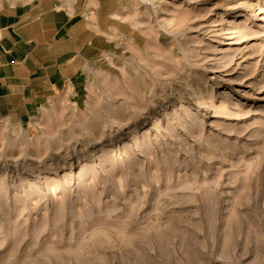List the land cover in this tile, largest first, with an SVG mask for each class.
Instances as JSON below:
<instances>
[{
    "label": "rangeland",
    "instance_id": "rangeland-1",
    "mask_svg": "<svg viewBox=\"0 0 264 264\" xmlns=\"http://www.w3.org/2000/svg\"><path fill=\"white\" fill-rule=\"evenodd\" d=\"M92 24L77 93L0 125V264L264 258V0Z\"/></svg>",
    "mask_w": 264,
    "mask_h": 264
},
{
    "label": "crops",
    "instance_id": "crops-1",
    "mask_svg": "<svg viewBox=\"0 0 264 264\" xmlns=\"http://www.w3.org/2000/svg\"><path fill=\"white\" fill-rule=\"evenodd\" d=\"M113 0H0V125L30 122L79 90L92 21ZM232 262L241 264V260ZM243 264H264L254 258Z\"/></svg>",
    "mask_w": 264,
    "mask_h": 264
},
{
    "label": "bare ground",
    "instance_id": "bare-ground-1",
    "mask_svg": "<svg viewBox=\"0 0 264 264\" xmlns=\"http://www.w3.org/2000/svg\"><path fill=\"white\" fill-rule=\"evenodd\" d=\"M169 164H170V163H169ZM137 242H138V241H137ZM121 243H122V242H121ZM125 243H126V242H125ZM117 246H118V245H117ZM121 246H122V245H121ZM123 247H124V246H123ZM76 248H77V247H76ZM57 257H58V256H57ZM57 257H56V258H57ZM65 259H66V258H65ZM61 260H62V259H61ZM76 263H77V262H76Z\"/></svg>",
    "mask_w": 264,
    "mask_h": 264
}]
</instances>
